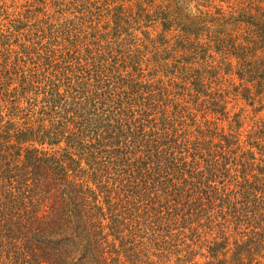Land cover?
Listing matches in <instances>:
<instances>
[{"label":"trees","instance_id":"16d2710c","mask_svg":"<svg viewBox=\"0 0 264 264\" xmlns=\"http://www.w3.org/2000/svg\"><path fill=\"white\" fill-rule=\"evenodd\" d=\"M8 1L0 264H264V117L218 124L220 73L264 101V0H198L209 44L165 85L168 0Z\"/></svg>","mask_w":264,"mask_h":264},{"label":"rangeland","instance_id":"374dc122","mask_svg":"<svg viewBox=\"0 0 264 264\" xmlns=\"http://www.w3.org/2000/svg\"><path fill=\"white\" fill-rule=\"evenodd\" d=\"M51 0H47V7H46V13H54V9L52 6V3H49ZM196 1V3H194ZM198 0H168L167 4L164 5V13L166 14V21L168 23L165 32V39L168 41V56H167V65H168V71L170 75H175L174 77H171L167 82L169 83L170 81H180V74H182V77L185 76H190L191 73L189 72L190 68V63L187 62V59H192V55L190 57V52L192 50H195L194 52L202 51L204 46L206 44H209L207 41L208 39V33L206 30L201 31L197 36H194L188 32H186V29H183L185 25L188 23V18H190L189 14H197L198 11ZM10 5V1L8 0H0V5ZM67 10H71L64 6ZM69 12V11H68ZM69 13L64 14V16L68 17ZM70 15H74L72 12H70ZM63 22V21H62ZM55 25L59 26V21L56 20ZM154 28H151L150 30V36H157L162 32L161 24L157 21L154 24H152ZM181 31L186 35L185 40L187 41H181L178 39V36L181 34ZM211 31H215V28L212 27ZM199 55V54H197ZM193 61H196V66L199 69H202L200 66V62L198 63V56L193 58ZM201 67V68H200ZM192 69H194L192 67ZM158 76H161L162 70H158ZM223 78L222 82H226L223 84L224 89H227L228 91V96H227V102L225 104V111L228 114V120L219 122L218 124L220 126H225L227 125L228 121L232 122L235 121L237 126L239 127V133L242 138H246L248 134L251 133L252 129L254 126L260 121L262 117H264V109L261 112H258V107L260 108L261 105L264 106V101H261L260 99L255 98V100L251 99V92L249 93H243L244 96L242 97H235V94L232 93L234 85H236L237 79L236 77L231 74V75H222L220 73L219 78ZM224 79H227L224 80ZM166 81V78L164 79ZM228 81H231V84L228 83ZM234 98V99H233ZM257 100V101H256ZM260 102H259V101ZM204 106H199L196 108V121H199V119L202 118L204 115L205 111H202ZM203 108V109H201ZM217 118L216 115H207L206 119H213ZM205 119V118H204Z\"/></svg>","mask_w":264,"mask_h":264}]
</instances>
